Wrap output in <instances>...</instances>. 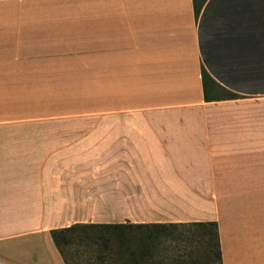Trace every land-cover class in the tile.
<instances>
[{
	"label": "crops",
	"instance_id": "crops-1",
	"mask_svg": "<svg viewBox=\"0 0 264 264\" xmlns=\"http://www.w3.org/2000/svg\"><path fill=\"white\" fill-rule=\"evenodd\" d=\"M195 222L264 264V0H0V264H65L74 224Z\"/></svg>",
	"mask_w": 264,
	"mask_h": 264
},
{
	"label": "trees",
	"instance_id": "trees-1",
	"mask_svg": "<svg viewBox=\"0 0 264 264\" xmlns=\"http://www.w3.org/2000/svg\"><path fill=\"white\" fill-rule=\"evenodd\" d=\"M204 1L193 0L196 18ZM201 79L204 99L209 102V87L211 92L219 87L204 69ZM178 230H192L193 235L182 240L181 248L173 246L171 254L168 255L166 249L161 251V247L180 240L172 237ZM130 233H137L138 239L127 238ZM51 237L65 264H71L66 249L73 246L89 249L83 264H222L215 222L74 224L52 230ZM80 238L81 243H78Z\"/></svg>",
	"mask_w": 264,
	"mask_h": 264
},
{
	"label": "rangeland",
	"instance_id": "rangeland-1",
	"mask_svg": "<svg viewBox=\"0 0 264 264\" xmlns=\"http://www.w3.org/2000/svg\"><path fill=\"white\" fill-rule=\"evenodd\" d=\"M80 8L85 9V5H81ZM80 14L85 13V10L79 11ZM51 20L48 19V23H50ZM55 23L57 24L58 28H86V16L85 14L80 15L79 17H63V18H57ZM82 99V98H80ZM81 107V106H80ZM81 119V118H80ZM82 119H102L101 116L94 117V118H82ZM193 235V231L190 230H178L177 232H173V238L175 239H180L178 242L174 241L171 244L166 245L165 247H161L160 250H165L167 254H171V250L173 246L177 245L179 248H181L184 243H182V240L185 238H189ZM133 237V238H132ZM127 238H132L133 240L138 239V234L132 233L128 234ZM82 238L79 239L78 243H81ZM85 243V242H84ZM83 243V244H84ZM89 250V249H88ZM87 248H84L82 246H73L69 248L68 250L66 249V253L68 256V259L71 264H83L84 261L87 260L86 254L88 252ZM83 252L85 255H83Z\"/></svg>",
	"mask_w": 264,
	"mask_h": 264
}]
</instances>
